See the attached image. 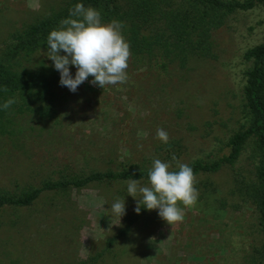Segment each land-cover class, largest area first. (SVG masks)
I'll use <instances>...</instances> for the list:
<instances>
[{
    "label": "rangeland",
    "instance_id": "374dc122",
    "mask_svg": "<svg viewBox=\"0 0 264 264\" xmlns=\"http://www.w3.org/2000/svg\"><path fill=\"white\" fill-rule=\"evenodd\" d=\"M67 1L0 0V48L11 32ZM263 40L264 11L237 13L213 33L214 58L163 70L131 56L125 84L101 88L89 77L75 92L60 85L41 49L31 64L51 67L56 83L45 99L14 97V132L0 134V189L21 194L44 180L91 170L150 168L153 158L173 167V156L189 163L238 129L242 53ZM157 128L169 134L167 144L155 138ZM246 156L244 150L235 169L196 175L198 200L180 205L184 219L172 225L148 210L119 235L136 213L127 181L45 191L28 206H7L0 210V264H246L261 242L255 210L235 182L236 170L244 183L250 177ZM117 199H125L120 220L109 214Z\"/></svg>",
    "mask_w": 264,
    "mask_h": 264
},
{
    "label": "trees",
    "instance_id": "16d2710c",
    "mask_svg": "<svg viewBox=\"0 0 264 264\" xmlns=\"http://www.w3.org/2000/svg\"><path fill=\"white\" fill-rule=\"evenodd\" d=\"M76 3L97 9L102 22H122V34L135 62L163 70L176 65L185 68L192 58H214L213 33L216 30L237 13L256 8L264 11V0H69L26 28L11 32L0 48V134L14 132L16 102L5 110L2 107L5 101L19 96L21 100L45 99L46 92L56 83L51 67L31 62L38 51L47 49L49 32L69 17ZM242 59L247 67L242 72L243 82L238 91L242 120L238 129L225 140H217L209 151L187 164L195 176L219 171L225 165L235 169L244 150L247 151L250 177L244 183L240 171L236 170V177L241 178L235 182L238 191L255 210L261 242L249 253L246 264H264V40L247 47ZM148 169L131 164L117 169L91 170L79 176L44 180L21 194L0 189V210L7 206H28L45 191L130 179L147 183ZM147 211L142 207L139 214L131 215L119 235L127 232ZM114 239L108 238L107 246ZM98 255L91 260H96Z\"/></svg>",
    "mask_w": 264,
    "mask_h": 264
},
{
    "label": "clouds",
    "instance_id": "9594fccd",
    "mask_svg": "<svg viewBox=\"0 0 264 264\" xmlns=\"http://www.w3.org/2000/svg\"><path fill=\"white\" fill-rule=\"evenodd\" d=\"M122 28V22H102L97 9L76 3L69 17L61 20L46 40V57L60 73V85L75 92L89 77H92V85L101 88L125 84L129 79L131 50ZM70 65L76 68L74 76ZM13 103V99H8L2 107L7 110ZM155 138L165 144L169 142V134L163 128H157ZM173 160L176 161L175 170L171 163L153 158L146 185L136 179L127 181V194L136 199L135 212L139 214L142 207L158 210V215L169 225L183 221L184 209L180 205L194 206L199 197L193 169L175 156ZM109 214L120 220L126 214L125 199L113 202Z\"/></svg>",
    "mask_w": 264,
    "mask_h": 264
}]
</instances>
